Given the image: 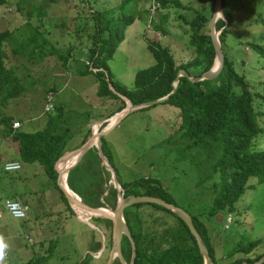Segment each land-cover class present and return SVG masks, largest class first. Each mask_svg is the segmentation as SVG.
I'll list each match as a JSON object with an SVG mask.
<instances>
[{
    "label": "rangeland",
    "instance_id": "obj_1",
    "mask_svg": "<svg viewBox=\"0 0 264 264\" xmlns=\"http://www.w3.org/2000/svg\"><path fill=\"white\" fill-rule=\"evenodd\" d=\"M180 1L196 8L208 3L206 0ZM228 1L235 20L233 25L227 27L224 46L234 60L235 70L245 76L250 91L254 94V107L259 113L257 121L261 132L253 140L252 149L264 150V55L251 47V43L264 47V25L259 20L264 16V0ZM120 2L121 0H0V32L7 29L17 31L24 22L31 21L43 26V30L63 53L62 59L57 55L46 58L40 55H16L13 45L6 46L7 66L15 69L23 79L26 91L4 111L22 121L21 131H37L38 124L44 122L48 113L55 114L59 105L64 106L62 110L67 124L84 122L88 113H91L88 123L92 131L89 137L92 136L95 126L99 127L97 131L100 132L112 124L117 115L112 118L108 115L120 102L110 97L98 96L99 78L93 73L82 71L87 67L98 70L93 68V62L88 55L91 52L90 44L94 32L91 12L98 9L111 14V10L116 9L117 15ZM44 4L46 8H43L42 13L44 11L45 16L40 21L36 16L38 9L33 12L31 6ZM126 12L135 14L136 19L125 29V39L108 61L109 71L120 86L134 88L136 73L155 64V58L148 48V40L168 47L178 63H185L193 58L194 49L189 44L190 27L185 18L191 20L195 16L194 10L177 7L175 3L162 7L157 0H143L137 9L133 4ZM161 14L168 16L165 25L167 34L153 28L154 21L160 22ZM219 19H226L224 11ZM62 71H66L65 75L60 74ZM48 90L53 92L47 93ZM234 91L238 93L241 89L235 85ZM49 104L55 106L51 111L45 110ZM180 115L178 107L161 102L156 106L129 113L104 136L111 148L112 162L121 181L159 178L171 192L174 201L195 214L197 211L208 210L213 204L218 192L216 185H219L220 179L219 174L214 171L215 158L201 147L190 146L191 140L181 137ZM37 117L41 119L38 120ZM100 118L107 119L98 122L97 120H102ZM83 127L82 123L81 128L76 131V138L82 135ZM77 141L78 139L71 144H76ZM8 146L9 142H5L7 150L1 153V157L19 159L22 168L15 172H6L3 164L0 165V181L5 183L1 188L3 196L15 195L17 192L20 197L18 200L25 204L22 200L28 199L29 192L37 190V195L32 196L29 201L36 204L33 207L42 217L37 221L32 218L28 226L44 223L48 220L46 217L51 216L46 214L45 217V211L58 212L59 204H63L60 191L39 162H24L17 151ZM8 182L10 184L7 186ZM74 184L80 186L81 183L75 180ZM236 206V211L227 216L223 211L219 213L223 217H232L228 227L219 223L216 216H202L210 233L217 263L264 254V182L256 181V187L248 188ZM37 210L31 208L28 213L35 214ZM140 214L146 221L147 230H153L158 235L177 227L176 218L166 211L146 206L145 209L141 208ZM55 215V219L61 221L62 227L58 225L53 233L50 231L45 234L44 229H40V233L32 232L28 234L31 240L23 236L26 225L22 219L10 215L9 221L14 225L19 224L20 231L14 235L15 242L10 247L12 255L7 260H15L13 264H23L35 255L48 254L50 241L56 239L54 255L43 264H84L82 260L87 255L90 264H107L112 247V227L108 228L105 223L98 224L93 218H88L90 215L80 213L83 220L96 226L93 228L67 209H62ZM10 228L13 230V227ZM10 228L4 230V233H9ZM173 232L163 235L167 240L162 244L178 241V245L183 247L193 241L184 232ZM96 239H101L102 249L94 255L100 259L87 252L88 249L97 250L93 242ZM257 239H263V242L252 251L232 252L241 243ZM23 240L29 244L32 240L37 241L33 256L30 251H20L27 246L31 248L30 245L18 247ZM113 264H120L117 258Z\"/></svg>",
    "mask_w": 264,
    "mask_h": 264
},
{
    "label": "trees",
    "instance_id": "obj_2",
    "mask_svg": "<svg viewBox=\"0 0 264 264\" xmlns=\"http://www.w3.org/2000/svg\"><path fill=\"white\" fill-rule=\"evenodd\" d=\"M142 1L121 0L117 15H115L116 9L111 10V14L101 12L98 9L91 12L94 32L90 44L91 52L88 55H90L89 59L93 62V68L98 70L94 71L87 67L82 73H93L99 78L98 96L110 97L120 102L118 107L109 113L108 117L110 118L126 107V101L122 96L129 99L133 104H142L160 99L173 91V83L180 70H186L191 75H202L210 70L215 62L216 52L211 39L210 25L216 0H206L208 3H204L199 8L183 4L180 0H157L162 7L175 3L177 7L194 10L195 16L191 20L185 18L186 24L190 27L189 44L194 49V56L185 63H178L168 47L148 40V48L155 58V64L136 73L134 88L129 89L120 86L109 71L108 61L125 39V29L136 19L135 14L126 11L133 4L137 9ZM228 2V0H222V11H224L226 19H219L216 25L217 30L222 29L219 38L225 55L223 72L217 79L212 81L193 82L188 77H181L175 92L163 103L174 105L180 109L181 123L179 131L181 137L191 140L190 146L201 147L215 158L214 171L219 174L220 183L216 185L218 192L215 195L213 204L208 210L197 211L195 214L183 207L192 215L194 225L207 245L214 264H253L264 254L257 257H241L232 261L217 263L211 245L210 233L205 220L202 218L206 214L211 217L216 216L222 211L226 215L235 212L237 209L236 204L246 190L248 188L254 189L256 181L264 182V150L255 151L252 149L253 140L261 132V127L257 121L259 113L254 107V94L250 91L245 76L238 74L235 70L234 60L230 58L224 46L227 27L233 25L235 20V14L230 10L231 7ZM43 8H46L45 4L38 7L31 6L33 12L38 9V15L36 16L40 21H42V16H45L44 11L42 13ZM115 16L116 19L114 20ZM109 18H112L113 21ZM160 18V22H153V28L167 34L168 31L165 25L168 16L161 14ZM259 20L264 25V16ZM7 45H13V51L16 55H40L42 58L57 55L62 59L63 53L49 38L48 33L43 30V26L33 24L31 21L24 22L18 27L17 31L7 29L0 32V138L10 137L17 141L19 143L20 158L24 162H39L43 166L44 172L53 180L56 188L60 191L69 211L75 214L57 182L58 172L55 169L57 161L66 151H69L68 148L72 145L73 138L78 134L73 129L79 121L67 124L64 121L63 106H57L56 113H48L43 127L36 132H24L13 127L14 118L7 115L4 109L13 100L20 98L25 93L26 87L23 85V79L15 72V69L7 66ZM251 47L264 55L262 45L251 43ZM110 84L114 89H111ZM235 85L240 87V92L234 91ZM51 91L48 90L47 93ZM145 108H150V106ZM90 114L88 113L87 119L83 122L84 127L81 131L82 140L80 145L71 147V150L79 148L91 135L92 129L88 123ZM97 128L95 126L94 133ZM102 146L104 153L113 168H115L112 162V151L106 136L102 137ZM66 162L58 161L61 183L62 169ZM116 169L114 170L117 173ZM74 178L81 183L80 186L74 184ZM111 180V170L102 163L98 148L93 146L69 173L67 183L69 188L77 193L87 205L91 207H108L114 210L118 204L119 191ZM119 181L125 197L150 195L181 206L174 201L171 192L159 178H142L135 182L121 181L119 178ZM7 200L18 201L16 199H6L2 209L4 211L3 216L8 214L6 213L5 204ZM146 206L170 213L176 218L177 227L172 230L168 229L160 235L153 230H147L146 221L140 214L141 208L144 207L145 209ZM124 217L137 245L135 264H205V259L199 250L195 237L187 224L175 212L158 204L140 203L128 207L125 210ZM93 220L98 224L105 223L108 228L112 227L110 219L93 217ZM176 230L180 233L184 232L193 241L183 247L178 245V241H174V243L169 241L167 245L162 244L167 240L163 235H168ZM176 234L179 235V233ZM128 240L126 237L123 240V254L127 263L130 262L132 257L131 242ZM55 241L56 239L51 242L48 254L35 255L23 264H43L49 257L54 255L53 248L57 244ZM262 242L263 239H257L248 243H241L232 252L237 250L248 253ZM100 248L101 243H97V251ZM83 263L90 264L88 255L84 258Z\"/></svg>",
    "mask_w": 264,
    "mask_h": 264
},
{
    "label": "water",
    "instance_id": "obj_3",
    "mask_svg": "<svg viewBox=\"0 0 264 264\" xmlns=\"http://www.w3.org/2000/svg\"><path fill=\"white\" fill-rule=\"evenodd\" d=\"M222 12H223L222 11V0H216L215 7H214V13H213V16L211 19V25H210V34H211L212 43H213L214 48H215L216 57H215L214 65L210 70L203 73L202 75H191L186 70H180L177 78L175 79V82L173 83V85H174L173 91L170 94H168L167 96L162 97V98L157 99V100L147 101V102H144L142 104H133L129 99L122 96L123 99H125L127 101V106L123 110H121L120 112H118L117 114L114 115V116L117 115V119H116L114 124L106 126L105 129H103L102 131H100L98 133V135H97L98 143H96V145L92 144V140L95 137V134L93 132L92 136L89 137L87 139V141L82 146H80L77 149L69 150V151L65 152L64 155H62L61 158L59 159V160H62V162L68 161L70 158L80 154V159L77 161V163L69 171V173H70L73 170V168L78 164V162L81 160L83 155L91 147L96 146L99 150V154H100V157L103 161V164L109 170L112 171L113 183H114L115 187L117 188V190L119 191L118 204L114 210H110L109 208H106V207H91V206L87 205L86 203H84L81 200V198L78 195L74 194L73 191L68 187L67 179H68L69 173H68L67 178H66V186L68 188V189H66L61 183V175L59 174V170H58V167H59L58 161L59 160L56 163V169L55 170H57V172H58V181L57 182H58L60 188L63 190L65 196L67 197L71 207L75 210L76 214L79 215L78 211H77V208H78L81 212L89 214L90 218L102 217V218L110 219L112 221V247H111V251L109 253L107 264H113V262H114V260H116V258L118 259L120 264H135L136 257H137V245H136V242L134 241L135 239L131 233V230L129 229V227L126 223L124 213L128 207H130L134 204H140V203L158 204L164 208H167V209L175 212L187 224L191 233L195 237L197 244L199 246V250L205 259V264H214V261L210 255V252H209L207 245L203 241L201 235L199 234L198 230L196 229V227L194 225L192 215L188 211H186L183 207L178 206L174 203H169L162 198L150 196V195H130L128 197L124 196V192L122 190V186H121V183L119 181L118 175H117L116 171L114 170L115 168H113L108 157L106 156V154L103 151L102 137L104 135H106L116 125H118L121 122V120H123L129 113H131L135 110L144 108V107H149V106H153L155 104L161 103V102H165L169 97H171L170 95L175 92L181 77H188L193 82H199V81H212V80L217 79L218 76L221 75V73L223 72L224 66H225V55H224V52L222 49V44H221V41L219 38V36L222 32V29L217 31L216 25H217V21L220 17L219 14H221ZM216 63H219V70L217 72H214V67H215ZM110 87H111V89H114L112 84H110ZM216 219H217V221H221V219L218 216H216ZM125 237L129 239L128 241L131 242V247H132V257H131V260L129 263H127V261L124 258V254H123V245H124L123 240ZM263 263H264V256H262L260 259L255 261L253 264H263Z\"/></svg>",
    "mask_w": 264,
    "mask_h": 264
},
{
    "label": "crops",
    "instance_id": "obj_4",
    "mask_svg": "<svg viewBox=\"0 0 264 264\" xmlns=\"http://www.w3.org/2000/svg\"><path fill=\"white\" fill-rule=\"evenodd\" d=\"M65 73H66V71H62V72H60V74H62V75H65ZM54 89V91L56 90V88H53ZM57 91V90H56ZM51 92H53V91H51ZM48 97H49V95H48ZM59 106H63V105H59ZM54 105H53V109H54ZM64 107V106H63ZM47 108V107H46ZM45 108V110H47ZM89 108H92V106H89ZM52 109V110H53ZM47 111H51L50 109L49 110H47ZM92 112V111H91ZM14 118V122L15 121H19L20 123H21V127H23V123H22V121L20 120V119H18V118H15V117H13ZM38 118V117H37ZM43 118V117H42ZM45 119H46V116L44 117ZM39 119H41V118H38V120ZM45 119H44V122H45ZM94 119V118H93ZM100 119H102V118H100ZM105 119H107V118H104V119H102V120H97L98 122H100V121H103V120H105ZM44 122L43 123H40V124H38V128L40 129V128H42L43 127V124H44ZM98 122H96V123H98ZM82 123L83 122H79V123H77V125L74 127V131L76 132L78 129H80V127H81V125H82ZM20 127V128H21ZM20 128H18V129H20ZM34 132H36V131H34ZM77 133V132H76ZM75 138V139H74ZM73 138V140L72 141H74V140H77L78 139V141H77V143L76 144H72V145H70V147L68 148V150H71V147H78L79 145H80V142H81V140H82V135L79 137V138H76V136ZM5 142H9V146L8 147H13L16 151H17V153L19 154V143L17 142V141H15V140H13L12 138H10V137H8V138H0V165H2V164H4L5 162H8V161H19L20 162V160L19 159H14V158H11V157H9V158H3V157H1V153L3 152V151H5V150H7L6 148H5ZM82 146V145H81ZM7 147V148H8ZM67 152V151H66ZM20 155V154H19ZM82 159V158H81ZM21 163V162H20ZM79 163V162H78ZM76 167V166H75ZM74 167V168H75ZM73 168V169H74ZM69 176V175H68ZM75 180H77L76 178H74V181ZM78 181V180H77ZM10 184V182H8L6 185L8 186ZM5 185V183L3 182V181H0V210H2L3 208H4V202H5V200L6 199H16V200H18L20 197H19V195L17 194V192H16V194L15 195H11V196H3L4 194L2 193V191H1V188H2V186H4ZM55 185V184H54ZM56 187V186H55ZM69 187V186H68ZM73 191V190H72ZM54 193H55V190L53 191ZM37 193H38V191L37 190H32L31 192H29V196H28V199H26V200H22V201H25L26 203L25 204H29V207L30 208H32L33 210H37L36 208H34L33 206H35L36 204H34L33 202H31V201H29L30 200V198L32 197V196H34V195H37ZM73 193L74 194H76V195H78L77 193H75L74 191H73ZM45 196V195H44ZM61 196V195H60ZM79 196V195H78ZM41 198H43V196H41ZM60 199L63 201V204H59L60 205V207H59V211L58 212H60L62 209H67L68 211H69V209H68V207H67V204L65 203V201L62 199V197H60ZM19 201V200H18ZM70 204V203H69ZM47 209V208H46ZM74 210V209H73ZM58 212H48V211H45V217H46V214H49V215H51V216H49V217H46V219H48V220H46L44 223L42 222V223H35V226H31V227H29L28 225H29V222H31V220H32V218L33 219H35L36 221L38 220V219H40L42 216L40 215V212H38V210L36 211V213L35 214H31V213H28V217L26 218V219H22V221L25 223V225H26V229H25V231H24V233H23V236L24 237H26L28 240H31V237H29V235L28 234H30V233H34L35 234V231L37 232V233H40V229H44V231H45V234H47V233H49L50 231H52V233L54 232V230H55V228L58 226V225H61V227H62V224H61V221L59 220V221H57L56 219H55V214L56 213H58ZM74 212H75V210H74ZM38 214V215H37ZM75 214H76V212H75ZM77 215V214H76ZM220 215V216H219ZM216 216H218L220 219H221V221H218L219 223H223V225L225 224V220H226V216L225 217H223V215H221V214H217ZM9 217H10V215L9 214H5L2 218H0V234H2V235H4L5 236V238H6V240H7V242L9 243V245H10V247H12L13 246V244H14V235L16 236L17 235V233L20 231V229L18 228L20 225L19 224H17V225H14L11 221H9ZM77 217L79 218V219H81L82 220V222H86L85 220H83L79 215H77ZM222 217V218H221ZM87 224H89V225H91L93 228H95L96 226H94V225H92L91 223H89V222H86ZM10 227H13V230L10 228ZM10 228V232L9 233H7V234H5L4 233V230H7V229H9ZM13 231H14V233H13ZM38 237V236H37ZM100 241H101V239H96L95 241H93L94 242V244L97 246V243H100ZM36 240H32L31 242H30V244L29 243H27V241L26 240H23V242H20V244L18 245V247L19 246H22V245H30L31 246V248L29 249L28 248V246L27 247H24V248H21L20 249V251H22V250H26L27 252H29L30 251V253L32 254V256H33V254H34V252L36 251V249H37V247L35 248V245H36ZM41 244H43V243H41ZM49 246H51V241H50V244H49ZM95 246V247H96ZM9 247V250H8V254H7V258L10 256V255H12V250H11V248ZM102 249V247L98 250V251H100ZM96 249L95 250H90V249H88L87 250V252H91L92 254H94L95 252H98ZM85 252H86V249H85ZM99 253V252H98ZM102 256V255H101ZM94 257L95 258H99L100 259V257H97V256H95L94 255ZM7 258H6V261H8L9 263H6V264H13V262L15 261H11L10 262V259H8L7 260ZM84 260V259H83ZM82 260V261H83Z\"/></svg>",
    "mask_w": 264,
    "mask_h": 264
},
{
    "label": "built area",
    "instance_id": "obj_5",
    "mask_svg": "<svg viewBox=\"0 0 264 264\" xmlns=\"http://www.w3.org/2000/svg\"><path fill=\"white\" fill-rule=\"evenodd\" d=\"M46 109L47 110H49V109L52 110L53 109V105H50L49 104V106H47ZM13 127L14 128H20L21 127V123L19 121H15V122H13ZM21 167H22L21 166V163L18 162V161H8V162H5L4 165H3V169L5 171H7V172H15V171H18V170L21 169ZM13 203L19 204L21 206V209L20 210H22L24 212V215L23 216L16 217V216H14L12 214V212H11L10 209H11V204H13ZM5 204H6V211H7L6 213H8L9 215H11L14 218H20V219L26 218L27 215H28V212L30 210L29 205L21 204L18 201L7 200ZM3 214H4V211L0 210V218L3 217ZM231 222H232V217H228L227 218V225L226 226L228 227V224H230Z\"/></svg>",
    "mask_w": 264,
    "mask_h": 264
},
{
    "label": "bare ground",
    "instance_id": "obj_6",
    "mask_svg": "<svg viewBox=\"0 0 264 264\" xmlns=\"http://www.w3.org/2000/svg\"><path fill=\"white\" fill-rule=\"evenodd\" d=\"M220 16H221V14H219ZM219 70V63H216V65H215V67H214V72H217ZM114 117V116H113ZM112 118V117H111ZM116 119H117V116L116 117H114L113 118V121H112V124H114L115 123V121H116ZM110 120V119H109ZM111 124V125H112ZM99 128V127H98ZM98 128H97V130H98ZM96 130V132L94 133L95 134V137L93 138V140H92V144H94V145H96V143H98V137H97V135H98V133H99V131H97ZM80 159V154L79 155H76V156H74V157H72V158H70L66 163H65V165H64V167H63V169H62V185L66 188V189H68L67 188V186H66V178H67V175H68V173H69V171L71 170V168L77 163V161ZM71 191V190H70ZM72 193V192H71ZM110 210H112L111 208H109ZM77 211H78V214H80V213H82V214H84V215H86L87 213H84V212H81L78 208H77ZM87 215H89V214H87ZM90 218V217H89ZM86 222H88V221H86Z\"/></svg>",
    "mask_w": 264,
    "mask_h": 264
},
{
    "label": "clouds",
    "instance_id": "obj_7",
    "mask_svg": "<svg viewBox=\"0 0 264 264\" xmlns=\"http://www.w3.org/2000/svg\"><path fill=\"white\" fill-rule=\"evenodd\" d=\"M20 209H21V206L19 204H16V203L11 204L10 210L14 216L21 217L24 215V212ZM227 218L228 217H226V220H225L226 225H227ZM9 247L10 245L7 242L5 236L0 234V264H6V258H7ZM98 252H95V253H98Z\"/></svg>",
    "mask_w": 264,
    "mask_h": 264
}]
</instances>
